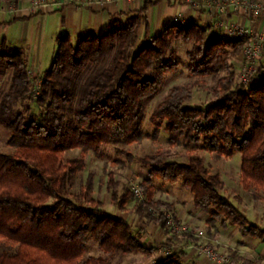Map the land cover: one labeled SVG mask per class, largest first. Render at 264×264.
<instances>
[{"label": "trees", "instance_id": "1", "mask_svg": "<svg viewBox=\"0 0 264 264\" xmlns=\"http://www.w3.org/2000/svg\"><path fill=\"white\" fill-rule=\"evenodd\" d=\"M149 3L145 1L124 24L114 19L112 28L101 34L78 36L75 43L67 34L57 37L52 62L33 99L41 107L39 122L26 102L33 85L26 53L11 51L0 41V74H10L0 99V124L10 134L11 149L0 152V243L16 248L11 254L0 250V264H122L111 257L146 251L129 224L109 215L102 202L91 197L92 174L73 195L84 205L75 204L66 192L70 178L84 169V154L120 142L139 143L146 136L145 103L159 93L165 76L182 64L174 50L178 41L190 43L184 64L190 76L217 77L213 101L205 108L189 106L191 85L174 84L156 104L153 136L158 137L163 125L166 145L140 158L148 177L140 182L144 198L134 209L165 229V215L153 216L148 210L173 212V205L153 198L151 182L159 178L180 183L193 206L209 217L210 237L219 224L236 226L241 236L264 242V228L221 194L224 181L209 173L198 152L224 158L239 153L241 187L252 190L253 201H264V56L258 67L263 77L247 86L236 82L234 70L243 39L210 37L208 26L174 21L139 45L138 29L142 23L147 28L144 12ZM75 149L82 155L64 161V153ZM115 164L121 165L118 160ZM107 176L111 200L122 210L134 193L126 190L117 196L113 171ZM89 240L105 256L87 255ZM182 254L172 252L154 264H183Z\"/></svg>", "mask_w": 264, "mask_h": 264}, {"label": "rangeland", "instance_id": "2", "mask_svg": "<svg viewBox=\"0 0 264 264\" xmlns=\"http://www.w3.org/2000/svg\"><path fill=\"white\" fill-rule=\"evenodd\" d=\"M32 1L33 0H31L28 5L29 10H32L30 12L38 10L35 8L30 9ZM47 45L48 41L46 40L45 48ZM189 47L190 43L188 42H176L174 50L180 58L182 64L178 67L176 72L165 76L159 93L145 103L142 126L146 136L142 139V141L130 144L120 142L102 146L99 152H87L84 154V169L70 178L66 197L70 198L75 204L80 203L84 205L85 203L78 201V199L74 198L73 195L79 194L81 186L83 185L87 175L92 174L93 186L91 197L101 201V208L109 215L119 217L129 224L131 232L138 236L139 240L146 249L145 252H139L137 254H121L117 252L111 257V260L114 262L119 261L122 264H154L155 261L172 252H182L185 254V250L183 249L185 244H189L196 252L194 247L199 244L211 242L208 240L209 234L207 233V226H205L204 223L201 222L199 224L192 225L189 228V225L177 220L175 215L177 212L180 211L183 215H190L194 210L191 195L180 183L171 184L159 178H153L151 182L154 187L153 198L155 200L159 199L172 203L173 212L171 211V214L174 221L189 228L188 232H184L180 235H172L167 228H160L155 221H150L146 219V217L137 214L134 209L135 202H139L144 198L140 182L148 177L147 169L141 164L140 158L146 154L152 153L158 147L166 145L167 134L163 125L159 130L158 137L156 138L153 136L155 128L154 123L151 120V114L156 104L166 94L167 89L174 84L187 86L191 85V99L186 102L189 106L205 108L213 101V89L216 87L217 77H193L188 74L184 64L187 62L185 51ZM48 48L49 47H47V49ZM46 57L47 54H45V58ZM262 62V58L256 61V72L249 80L247 86H251V84L258 82L263 77V73L258 71V67L262 64ZM27 69L29 78L31 79L33 85L30 92L32 97L27 99L26 102H28L31 107L33 118L35 117V119L39 122L41 107L38 106L33 99L40 92V80L43 77L44 72L32 70L30 67H27ZM239 69V66L234 64L235 75ZM87 74L88 71L81 75L80 80H83ZM222 75L223 73L219 74V76ZM9 76L10 74L8 71L0 74V99L2 94L7 90ZM235 80L237 82L236 76ZM9 135V132L0 124V152H8L11 150L7 144ZM198 147L199 146H197V148ZM198 152L203 156L204 163L207 166L209 173L218 174L224 181V188L222 189L221 194L229 199V201L232 202L248 218H250V220L254 219L251 221H257L260 224L259 226L262 225L263 227L264 201H253L252 190H244L239 183L240 154L235 153L229 158H224L217 157L215 154L208 153L201 149L198 150ZM81 155L82 153L78 149L68 150L64 153L63 160L66 161L68 159L78 158ZM115 160H118L121 165H116ZM176 160L184 161L183 158H177ZM110 170L114 173V181L118 182L117 187L114 189L117 196L121 195L126 190L133 191L134 189H139L142 191V199H138L134 196L132 200L127 201L124 205V209L120 210L118 205L111 200V190L106 187L108 181L107 172ZM175 204H177L176 207ZM153 209L155 210L154 212L152 211ZM164 209L165 208H150L148 212L153 216H157ZM217 225L219 226V224ZM230 228L235 231L236 227L232 226ZM199 231L203 232L201 237L196 236ZM168 244H173L174 247L169 249L167 254H164L162 250L164 247L168 246ZM215 244L217 250L224 252L218 248L220 247L218 241ZM15 249V246L7 241H2L0 243L1 251L11 254L15 252ZM87 255L105 256V254L98 248L97 243L92 240L87 242Z\"/></svg>", "mask_w": 264, "mask_h": 264}, {"label": "crops", "instance_id": "3", "mask_svg": "<svg viewBox=\"0 0 264 264\" xmlns=\"http://www.w3.org/2000/svg\"><path fill=\"white\" fill-rule=\"evenodd\" d=\"M30 1L19 0L16 7L22 9L14 14L0 12V41L4 40L11 51L24 50L27 67L41 72L46 71L52 62L59 35L67 34L75 43L78 36L101 34L112 28L114 19L124 24L130 14L144 8L145 1L152 3L145 7L147 28L142 23L138 29L139 45L146 38L150 39L160 33L178 15L185 23L208 26L210 37L221 36L213 26L209 13L193 10L181 0H55L47 8H39L34 12L27 9ZM229 18L232 22L264 33V17L254 18L237 11L231 12ZM46 40L48 49L45 48ZM241 61L240 53L235 64L240 66ZM204 214L194 207L190 215H183L180 211L175 215L178 221L190 228L201 222L206 226L209 217ZM252 222L260 225L257 221ZM230 227L222 228L216 224V228L210 231L214 237L208 236V240H217L218 248L230 254L238 263L264 264V242L251 236H241L236 226L235 231ZM183 249L185 254L180 257L183 264H218L205 255L197 254L189 244H185Z\"/></svg>", "mask_w": 264, "mask_h": 264}, {"label": "built area", "instance_id": "4", "mask_svg": "<svg viewBox=\"0 0 264 264\" xmlns=\"http://www.w3.org/2000/svg\"><path fill=\"white\" fill-rule=\"evenodd\" d=\"M145 1V0H141ZM191 9L196 11H204L209 13L213 20V26L218 30L221 36L226 38L243 39V47L241 51L242 61L239 66V71L236 74L237 82L240 84H248L249 80L256 72V61L264 56V33L254 31L250 27L242 26L238 23L230 21L229 15L231 12H242L250 17H264V0H181ZM56 2L55 0H33L30 9L47 8L49 5ZM22 8L16 7L12 2L0 0V12L14 14ZM29 10V6L27 8ZM32 11V10H29ZM178 25H185V21L178 15L175 19ZM134 196L142 199V191L139 189L133 190ZM155 211L154 209L152 210ZM165 215V227L172 235H180L188 232L189 228L176 223L172 217L171 211L162 210ZM203 232L199 231L196 236L201 237ZM217 241L199 244L196 247V253L205 255L211 260L220 264H242L238 263L230 257V254L217 250ZM173 244H168L162 250L164 254L173 248Z\"/></svg>", "mask_w": 264, "mask_h": 264}]
</instances>
